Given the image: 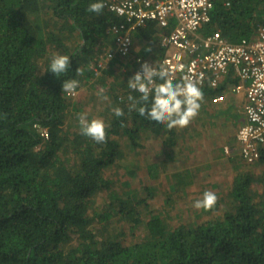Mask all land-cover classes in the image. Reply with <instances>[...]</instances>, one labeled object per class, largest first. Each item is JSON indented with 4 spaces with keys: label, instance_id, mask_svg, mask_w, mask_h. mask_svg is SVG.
Wrapping results in <instances>:
<instances>
[{
    "label": "trees",
    "instance_id": "16d2710c",
    "mask_svg": "<svg viewBox=\"0 0 264 264\" xmlns=\"http://www.w3.org/2000/svg\"><path fill=\"white\" fill-rule=\"evenodd\" d=\"M88 3L0 0V264H264V142L255 163L239 154L233 132L245 123L247 98L233 97L235 68L215 87H201L200 109L187 125L141 119L129 107V95L139 94L127 80L171 50L162 40L178 22L148 20L130 29L125 17L105 6L89 12ZM263 28L264 0H214L193 38L199 44L218 32L237 44L257 40ZM126 30L123 53L117 47ZM54 53L71 57L59 77L45 71ZM69 78L93 80V96L100 89L108 96L103 142L81 133L84 102L61 88ZM216 96L221 104L212 102ZM214 119L229 122L231 131L213 134ZM204 136L208 144L197 145ZM223 167L231 178L212 207L195 208L188 198L187 209H177L188 189L200 188L201 197L198 175L210 179ZM140 176L144 186L136 192L130 181Z\"/></svg>",
    "mask_w": 264,
    "mask_h": 264
},
{
    "label": "built area",
    "instance_id": "2783aa9c",
    "mask_svg": "<svg viewBox=\"0 0 264 264\" xmlns=\"http://www.w3.org/2000/svg\"><path fill=\"white\" fill-rule=\"evenodd\" d=\"M213 5L214 0H104L110 12L125 17L130 29L148 20L160 26H166L169 19L177 20V26L162 40L171 50H167L158 64H149L157 70L165 69L173 83L190 77L200 89L205 84L215 87L229 66L235 68L239 83L232 93L244 92L247 98L243 106L245 123L236 133L239 154L248 163H255L259 158L258 146L264 142V28L255 41L232 44L216 32L198 44L193 35L210 20ZM116 29L112 27L108 32ZM129 33L130 30H126L121 35L119 52L129 49ZM67 94L74 96L76 90ZM221 101V96L212 98L213 103ZM39 131L41 136L48 137L46 130Z\"/></svg>",
    "mask_w": 264,
    "mask_h": 264
},
{
    "label": "clouds",
    "instance_id": "9594fccd",
    "mask_svg": "<svg viewBox=\"0 0 264 264\" xmlns=\"http://www.w3.org/2000/svg\"><path fill=\"white\" fill-rule=\"evenodd\" d=\"M103 8L104 0H89L86 10L101 14ZM146 51H150V48ZM70 58L68 54H52L45 71L59 77L70 70ZM79 85L80 81L75 78L61 81V88L69 93H74ZM127 86L139 94L138 100H133V97L129 95L128 99L133 101L129 107L135 109L141 119L168 128L187 125L190 119L197 115L201 106L200 100L203 93L197 82L190 77H185L173 83L165 69L157 70L148 63L142 64L140 70L128 78ZM103 92L104 89H100L97 94L100 95ZM101 99L107 100L108 96L101 95ZM110 107L115 116L124 115V110L120 106L110 105ZM78 123L84 136L90 137L97 143L105 140L106 125L103 119H89L82 113ZM216 201L217 194L214 191L204 190L201 197L193 202V207L207 209Z\"/></svg>",
    "mask_w": 264,
    "mask_h": 264
},
{
    "label": "rangeland",
    "instance_id": "374dc122",
    "mask_svg": "<svg viewBox=\"0 0 264 264\" xmlns=\"http://www.w3.org/2000/svg\"><path fill=\"white\" fill-rule=\"evenodd\" d=\"M99 64H101V67H104L105 66V63L104 62H100ZM83 81H81V84L80 85H83V87H81V90L78 91V93L76 94L77 98H78V102L79 103H83V106L79 112V115L80 114H86V115H89L91 116L92 118H99L100 116H104L102 115L101 112H103V109L105 108L107 102L106 100L104 99H101V94L100 95H96L95 97L93 96L94 95V90H92L91 88V85L93 84L94 86V81L93 80H90V81H87V82H84L82 84ZM85 85V86H84ZM238 101H240V99H238ZM221 104V103H220ZM220 104H217L216 106H219ZM221 106V105H220ZM74 112V111H73ZM72 112V113H73ZM77 116V115H75ZM101 119H103V117H100ZM215 120V119H214ZM214 120H210L211 121V124L208 125L209 128H211L212 126H214L212 128V132L213 134H215L216 136H220V133L221 131H231L232 127H228L229 125V122L226 124L224 121H222V123L220 124L218 119V125L215 124V121ZM198 120L195 118V120H193L192 122H197ZM74 120H72V122L69 121V124L66 123V126H72L74 125L73 124ZM222 125L224 128H222ZM67 126V127H68ZM237 132V129L233 132L234 134H236ZM206 140H209V138L207 136H204L203 139L200 138V137H197V140H196V144L197 145H206L208 144V141ZM190 143V139H187L183 142V145H186V146H189ZM229 151V150H228ZM156 153V152H154ZM170 170V168H169ZM217 171L212 174V176L210 177L209 179V176H206L204 174H200L198 175V178L199 179H202L201 182L203 183V186L205 190H210V191H214L217 196H218V193L219 191L223 190L225 191L226 187H227V181L229 180V178H231V170H228L227 168H222V169H216ZM131 182V187L132 188H135L136 192H140L142 187L144 186V180L143 178L140 176V177H135L133 180L130 181ZM222 183L221 186L217 185V186H212L216 183ZM200 188H190L188 189V196H186L183 200V203L181 201H178V204H175L177 206V209H181V210H186L187 209V202H189L188 198H195V199H198L200 198V192H199ZM187 194V193H186ZM162 203H159V205H161ZM157 201L156 203L154 204V206L157 207ZM186 208V209H185ZM220 209H223L222 207ZM191 214L189 213L187 215V218H190ZM184 221V220H183Z\"/></svg>",
    "mask_w": 264,
    "mask_h": 264
},
{
    "label": "crops",
    "instance_id": "0c3cea01",
    "mask_svg": "<svg viewBox=\"0 0 264 264\" xmlns=\"http://www.w3.org/2000/svg\"><path fill=\"white\" fill-rule=\"evenodd\" d=\"M233 97H236L237 99H240V100H241L242 93H239V94H233ZM214 121H215V124L218 125V121H217V120H214Z\"/></svg>",
    "mask_w": 264,
    "mask_h": 264
}]
</instances>
